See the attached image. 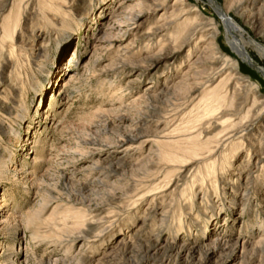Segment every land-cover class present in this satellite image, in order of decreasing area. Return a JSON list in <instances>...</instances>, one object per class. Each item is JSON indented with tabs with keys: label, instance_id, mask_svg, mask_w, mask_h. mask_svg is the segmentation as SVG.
Instances as JSON below:
<instances>
[{
	"label": "rangeland",
	"instance_id": "obj_1",
	"mask_svg": "<svg viewBox=\"0 0 264 264\" xmlns=\"http://www.w3.org/2000/svg\"><path fill=\"white\" fill-rule=\"evenodd\" d=\"M74 1L0 0V264H168L165 253L145 254L153 242L210 248L199 264H264V250L234 254L219 243L264 239V0H180L204 25L188 35L176 58L181 68L173 59L151 70L142 60L175 45L196 19L185 22L184 12L161 19L158 0H81L71 9ZM222 8L242 27L237 37L256 67L228 43ZM214 26L221 52L258 86L260 105L253 107L247 88L236 112L216 114L235 120L231 139L182 178L180 166L159 162L160 151L211 128L216 117L204 115L203 90L189 97L170 91L152 102L146 96L184 76ZM97 37L105 41L100 46ZM200 65L202 72L212 66ZM225 75H215L208 89L224 94ZM131 133L140 136L124 141ZM209 162L216 172L202 178Z\"/></svg>",
	"mask_w": 264,
	"mask_h": 264
},
{
	"label": "bare ground",
	"instance_id": "obj_2",
	"mask_svg": "<svg viewBox=\"0 0 264 264\" xmlns=\"http://www.w3.org/2000/svg\"><path fill=\"white\" fill-rule=\"evenodd\" d=\"M65 1V0H64ZM74 1V0H73ZM81 0H75L73 2V5H71V9L75 8L76 5H80L79 3L77 4V2H80ZM83 1V0H82ZM138 1V0H137ZM143 0H141L138 4H141ZM157 1V0H156ZM179 1L180 0H175L173 4H169V0H158V3H155L153 6L154 7V11L157 12L159 8H161L163 11L160 15L161 19H166L168 17L174 16L177 19L181 18V13L184 12V15L186 16L185 18V22H188L192 19H196L193 23V25L191 26L190 24V28H189L184 34L185 37L181 38L180 40L175 44V45H170V43H167L164 47L160 48V50L153 56L148 57L144 60H142V62H146V63H150L147 66L143 65V63H141L139 66L143 67L145 66V68H147L146 70H151L152 68L157 67L159 64H168V62L170 60L176 59L179 55V52L183 49H185L187 43H188V35L194 33L193 31L196 29V27L199 26V31L200 28H202V26L204 25V16L199 13V11L197 10H193V8H186L183 6H179ZM63 2V1H62ZM124 2V1H123ZM66 3V2H65ZM126 3V2H125ZM143 3V2H142ZM184 3V2H183ZM256 3V0H252V4L254 5ZM137 4V5H138ZM55 5V4H54ZM58 5V4H57ZM64 5V4H63ZM63 5H60L59 9L60 11L63 10L66 14H69L68 11L63 8ZM92 5V4H90ZM125 5V4H124ZM93 6V5H92ZM18 8V7H17ZM20 8V7H19ZM79 8V7H78ZM254 8V7H253ZM21 9V8H20ZM223 9V8H222ZM218 10V13L220 14V17L223 19V23L226 26V35H227V40L228 43L230 44V46L232 47V49H234V51L241 56L244 60L250 62L253 66L254 62L252 60V58L250 57L249 53L246 51L245 47L242 45V43L240 42L239 38L237 37L238 33H242L241 30V26L239 24H236L234 22V20L232 18H230L226 11L223 10ZM245 9V7H244ZM249 9V8H248ZM252 9V8H251ZM58 10V11H59ZM70 10V9H68ZM80 10V9H79ZM142 10V9H141ZM18 11V10H17ZM143 11V10H142ZM245 11V10H244ZM254 11V10H253ZM56 12V10H55ZM85 13H89V11L85 10ZM181 12V13H179ZM240 12V11H239ZM251 12V11H250ZM17 13V12H16ZM15 13V14H16ZM58 13V12H56ZM178 14V15H177ZM245 14V12H244ZM12 15V13H11ZM22 15V14H21ZM57 15V14H56ZM123 15V14H122ZM140 15V14H139ZM183 15V14H182ZM15 16V15H14ZM66 16V15H65ZM120 16V15H119ZM135 16V15H134ZM252 16V15H251ZM18 17V16H17ZM16 17V18H17ZM114 18V17H113ZM173 18V19H175ZM255 18V17H254ZM15 19V17H14ZM94 19V18H93ZM137 19V18H136ZM18 21V20H17ZM20 21V20H19ZM95 21V20H94ZM125 21V20H124ZM130 21V20H129ZM175 21V20H174ZM14 22V21H13ZM180 22V21H179ZM170 24V20L169 22H162L159 26V31H162L163 28L165 27V25ZM173 23V21H172ZM189 23V22H188ZM15 24V23H14ZM18 25V24H16ZM187 25V24H186ZM2 26H4L2 24ZM158 26V25H157ZM2 28V27H1ZM4 28V27H3ZM8 29V28H7ZM11 29V28H10ZM114 26H109L107 25V28H105V35H111L114 31ZM165 29V28H164ZM198 29V28H197ZM9 30V29H8ZM115 30V29H114ZM137 30V29H136ZM202 30V29H201ZM138 32V30H137ZM136 32V33H137ZM10 31L6 32V35L9 36ZM195 34V33H194ZM193 34V35H194ZM206 34V33H205ZM160 35V34H159ZM162 35V34H161ZM219 35V28L217 26L212 27L211 31L208 33L207 36V40H209V42L207 43V45H201L202 43H200L199 41V54L196 58H194V62H192V64L190 65L189 69L187 72L184 73V76L177 81L175 84H173L172 86L165 88V89H161L159 90V94L157 95H150L146 96L147 99L149 100V102H152L154 99H158V98H163V97H167L168 94L172 93V94H176L179 96L181 94H185L184 96L189 97L192 95H195L198 91L201 92V90H203V96L201 98V102L205 104V116L208 117L209 119L212 117H216V120L212 122L211 124V128L209 129H204L201 130L200 132L197 133H190L187 134V136L184 139V143L183 144H176V145H172V148H165L164 150H161L159 153L160 159L159 162L167 164V165H174V166H180V170L182 172V178L186 177L189 170L191 169V167L196 164L198 162V160L200 159H212V156L219 150V148L221 147V145L223 144V142L230 140L232 135L230 136L229 131H231V133L235 130L234 126H236V122L234 119H231L229 116L226 118L225 116H215L216 114H222L225 115L227 112H236L238 110V107L241 106V104H243L246 100L244 99V92L247 88H249V90H252V92L255 95V100L253 103V107H256L259 103L258 99H257V93H258V86H255V83H253L248 77L244 76L242 73H240V71L237 68V63L233 65L232 63V59L227 55L221 52L218 44H217V37ZM11 37V36H10ZM170 37V36H169ZM175 37V36H174ZM206 39L202 38L201 40ZM11 40V39H10ZM195 41V40H194ZM197 41V40H196ZM195 41V42H196ZM105 41L103 40V38L101 37H97L96 40V44L100 46L101 44H103ZM191 42V41H190ZM194 42V43H195ZM207 42V41H206ZM193 43V44H194ZM204 43V42H203ZM148 45V44H147ZM197 45V42H196ZM163 46V45H162ZM190 46V45H189ZM9 47V46H8ZM194 47V46H193ZM193 47L190 46V49L188 51L187 57L190 59L192 54H193ZM197 46H195L196 48ZM11 48V47H10ZM76 50V49H75ZM76 52V51H75ZM128 52V51H127ZM185 52V51H184ZM11 53V52H10ZM32 53V52H31ZM76 53H74V55L70 56L71 58L73 56H75ZM186 56V55H185ZM184 56V57H185ZM69 57V59H70ZM183 58V57H182ZM186 60V59H185ZM203 60H207L211 63V69H209L208 71L202 72V71H198L199 68L201 67V63ZM99 61V60H98ZM177 59L175 60V65L176 68L179 69L182 67V63H184L183 61L180 62V64H177ZM192 61V60H191ZM223 66L220 70H217L216 68H218V65L221 64V62H223ZM73 62V61H72ZM172 62V61H171ZM191 63V62H190ZM71 64V63H70ZM135 64V63H134ZM187 64V62H186ZM199 64V65H198ZM137 65V64H135ZM169 65V64H168ZM230 65V66H229ZM66 66V65H65ZM160 66V65H159ZM173 66V64L171 65ZM229 66V67H228ZM188 67V66H186ZM256 67V66H255ZM225 69V70H224ZM176 70V69H174ZM186 70V69H185ZM170 71V70H169ZM172 71V70H171ZM170 71V72H171ZM224 72L226 73V75L224 76V78L222 79L224 82L225 86L224 88H226L224 90V94H216L213 90H209L208 87L211 86L210 82L212 83V81H214L216 79L217 74H219L220 72ZM161 72V71H160ZM157 73V72H156ZM167 73V72H166ZM173 73V72H172ZM171 74V73H170ZM175 74V73H174ZM176 75V74H175ZM181 75V74H180ZM71 76V75H70ZM72 77V76H71ZM70 77V78H71ZM169 77V76H168ZM139 79V78H138ZM175 79V78H174ZM228 79V80H227ZM140 80V79H139ZM177 80V79H176ZM52 84V83H51ZM54 87V85H53ZM149 87V86H148ZM130 89V88H129ZM152 89V88H151ZM171 91V92H170ZM170 92V93H169ZM251 92V93H252ZM123 93V92H122ZM125 94V93H124ZM148 94V93H147ZM253 95V94H252ZM140 96V95H139ZM228 99H230V101H228ZM237 102H236V100ZM134 100V99H133ZM138 100V99H137ZM136 100V102H137ZM143 100V99H142ZM193 100V99H192ZM260 101V100H259ZM228 102V103H226ZM173 103V102H172ZM229 104V107H225V109H222L223 104ZM260 104H264V100L261 101ZM259 104V105H260ZM126 105V104H125ZM168 105V104H167ZM175 105V104H174ZM222 109V111L220 112V110ZM252 108H250L248 110V112L242 117V119L245 120L246 117L252 115ZM220 112V113H219ZM257 112V111H256ZM161 112H157V114H160ZM154 114V113H153ZM243 114V113H242ZM241 114V115H242ZM254 116V115H253ZM252 116V117H253ZM157 118V117H156ZM252 120V119H251ZM169 121V120H168ZM249 121V120H247ZM245 121V122H247ZM164 123V121H163ZM261 123V122H260ZM160 124V123H159ZM199 124V123H198ZM242 124V123H241ZM240 124V125H241ZM263 125V124H262ZM166 126V125H165ZM188 126L189 123H188ZM246 126V125H245ZM252 126V125H251ZM222 127V128H221ZM244 127V126H243ZM250 127V126H249ZM261 127V126H260ZM198 128V127H196ZM219 128H221L219 130ZM239 128V127H238ZM240 129V128H239ZM260 129V128H259ZM249 130V129H248ZM258 130V129H257ZM196 131V130H195ZM193 131V132H195ZM264 132V131H263ZM239 134V133H238ZM259 134V133H258ZM184 135V134H183ZM140 135H134V134H130L125 136L126 138L124 139V141H131V140H137L139 138ZM256 136V135H254ZM143 137H150V135H144ZM157 137V136H156ZM244 137V136H243ZM248 138V137H246ZM147 139V138H146ZM155 139V138H154ZM261 139H263L261 137ZM241 140V139H240ZM123 141V142H124ZM157 140H153V142H156ZM231 142V141H230ZM234 142V139H233ZM257 142V141H256ZM159 143V142H158ZM121 144V143H120ZM247 144V143H246ZM155 145V144H154ZM255 145V144H254ZM105 146V145H104ZM256 146V145H255ZM258 146V145H257ZM226 147V145H225ZM247 147V146H246ZM257 148V147H256ZM222 150V149H221ZM245 151V150H243ZM227 152V151H225ZM235 153V152H234ZM261 153V152H260ZM227 154V153H226ZM237 154V153H236ZM37 155V154H36ZM157 155V154H156ZM235 155V154H234ZM257 155V154H256ZM220 156V155H219ZM237 156V155H235ZM259 156V155H258ZM38 157V155H37ZM228 157V156H226ZM234 157V156H232ZM243 157V156H242ZM207 158V159H206ZM221 158V156H220ZM35 159V158H34ZM245 159V158H244ZM254 159V158H253ZM215 160V159H214ZM252 160V159H251ZM237 161V160H236ZM257 161V159H256ZM260 161V160H259ZM251 162V161H250ZM199 163V162H198ZM207 163V162H206ZM216 162H212V163H208L205 166V170L202 171L199 170V175L202 178H205L206 176H211V174H213L214 172H216V166H215ZM249 163V161L247 162ZM160 164V163H159ZM203 164V163H202ZM243 164V163H242ZM256 164V163H255ZM99 165V164H98ZM258 165V164H257ZM227 166V165H226ZM237 166V165H236ZM173 167V166H172ZM229 167V166H228ZM154 168V166H150V169ZM176 168V167H175ZM230 168V167H229ZM250 168V167H248ZM255 168V167H254ZM262 168V167H261ZM173 169V168H172ZM201 169V168H200ZM240 169V168H239ZM242 169V168H241ZM177 171V169H176ZM240 171V170H239ZM247 171V170H246ZM153 172V171H152ZM243 172V171H242ZM245 172V171H244ZM194 173V172H193ZM224 173V172H223ZM166 174V173H165ZM164 174V175H165ZM218 174V173H217ZM142 175V174H141ZM140 175V176H141ZM151 175V174H150ZM173 175V174H172ZM179 175V174H177ZM190 176V175H189ZM195 176V175H194ZM144 177V176H143ZM167 177V176H166ZM165 177V178H166ZM212 177V176H211ZM220 177V176H219ZM237 177V176H236ZM178 178V177H177ZM209 179V177H207ZM223 178V177H222ZM240 178V177H239ZM246 178V177H245ZM252 178V177H251ZM264 178V177H263ZM99 179V178H98ZM135 179V178H134ZM167 179V178H166ZM243 179V178H242ZM194 180V179H193ZM102 181V180H101ZM183 181V180H182ZM188 181V180H187ZM199 181V180H198ZM205 181V180H204ZM210 181V180H209ZM231 181V180H230ZM104 182V181H103ZM229 183V182H228ZM232 183V182H231ZM230 183V184H231ZM236 183V182H235ZM234 183V184H235ZM249 183V182H248ZM197 184V183H196ZM220 184V183H219ZM224 184V183H223ZM233 184V183H232ZM179 184H175V188H178ZM201 185V184H200ZM183 186V185H182ZM223 186V185H222ZM242 186V185H241ZM240 186V187H241ZM248 186V185H247ZM225 187V186H224ZM237 187V186H236ZM235 187V188H236ZM245 187V186H244ZM217 188V187H216ZM199 189V188H198ZM210 189V188H209ZM221 189V187H220ZM238 189V187H237ZM172 190V189H171ZM201 190V189H200ZM243 190V189H242ZM250 190V189H249ZM248 190V191H249ZM202 191V190H201ZM244 191V190H243ZM173 192V191H172ZM178 192V191H177ZM180 192V191H179ZM235 192V191H234ZM199 193V192H198ZM143 198V197H142ZM235 201V200H234ZM234 203V202H233ZM189 204V203H188ZM183 206V205H182ZM170 215V214H169ZM160 220V219H159ZM77 231H80L81 229H76ZM89 232V231H88ZM79 235L83 234L84 231H80L78 232ZM91 235V234H90ZM261 239V238H260ZM219 241V240H218ZM152 242V241H151ZM159 242V241H158ZM217 242V241H216ZM161 243V242H159ZM220 245H222V247L230 252H235L240 248L242 249L241 251H243L242 253H245V251H255L257 252L258 250H264V239L262 238L261 241L255 242V243H251V245H245L243 243H240L238 241H219ZM163 246V245H162ZM127 247V246H126ZM144 248V247H143ZM204 246H199V247H175V246H163L160 247L159 244L157 243H150L148 244V246L146 248H144L145 250V254L147 255H158L160 253L163 254L165 253V257H164V263H168V264H184V259L187 258H192L194 259V261L196 262L195 264H199V261H203V259L205 258L206 255H209L208 253L210 252V248L208 249H204ZM135 249H130L128 252H133ZM208 250V251H207ZM127 252V251H126ZM251 253V252H249ZM261 253V252H259ZM233 255V253L231 254ZM163 256V255H162ZM202 257V258H201ZM240 258L243 257V255L239 256ZM175 258V259H174ZM260 258V257H259ZM133 259V258H132ZM135 260V259H134ZM22 263V262H21ZM87 260L86 259H82L80 264H86ZM11 264V263H10Z\"/></svg>",
	"mask_w": 264,
	"mask_h": 264
}]
</instances>
